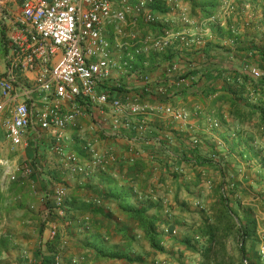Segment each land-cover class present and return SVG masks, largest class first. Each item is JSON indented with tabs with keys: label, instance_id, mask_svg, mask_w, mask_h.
Instances as JSON below:
<instances>
[{
	"label": "crops",
	"instance_id": "obj_1",
	"mask_svg": "<svg viewBox=\"0 0 264 264\" xmlns=\"http://www.w3.org/2000/svg\"><path fill=\"white\" fill-rule=\"evenodd\" d=\"M23 1H19V5L17 0H11L13 4L10 7L9 5H5L3 7L4 12L9 13L8 15L20 13ZM176 1L186 9L189 21L182 20L181 9L174 11L170 9V1L163 2L165 3L166 11L158 12L173 21L170 23L173 30H186L190 33H199L202 42L186 44L175 40L165 51L158 52L157 57H155L154 51L137 57L133 73L124 74L115 72V77L124 83L130 95L141 89L143 85L142 75L150 74L156 79L165 78V71L171 63L178 65V77L186 76L193 78L192 86L186 88L178 86L176 88V84H172L170 88L171 96L165 100L155 95H145L140 98V102L147 104L151 109L149 110L152 129L150 136H156L164 131L172 134L174 140L170 145V152L165 148L164 142L153 143L151 145L137 143V149L142 150V153L135 163L117 164L105 171L97 169L88 175L72 173L68 165L60 159V162L58 161L60 165L56 169L58 173L56 174L65 173V170L71 173L72 176L68 174L65 177L66 180L68 179L65 184L68 187L69 199L73 202V208H71L72 210L69 213L67 211L66 217H60L57 211L53 209L47 214L48 205H45L47 207L45 217H47L46 224H50L49 222L52 220V224H56L59 227L60 235L65 236L68 245L63 246L61 238L56 240H46L43 238L38 242L40 249H37L38 243L36 239L32 243L22 240V237L26 236V234L27 236L28 234L29 236L31 234L36 236L37 233L35 231H26L25 233L26 229H20V227L15 226L13 232L7 231V234L13 233L12 238H10L12 242H9L8 246L1 250L2 258H6L8 262L12 264H37V261L43 256L50 257L60 251L63 253L64 264H112L113 261L122 264L123 261L118 259H100L97 257L94 249L90 247V244L93 242L91 234L83 232V229L79 227L83 218L88 217L90 220H93L94 225H99V227L94 226L95 228L92 231L101 232L105 238V244L109 247L123 242L122 234L121 232H116V227L129 224L133 232L138 230L137 224L128 220L125 212L120 209L118 202L107 195L109 187L108 176H112L113 180L117 182L113 187L117 186L124 191L130 189L133 194V198H131L133 203L138 202L143 197L145 199L152 198L158 202L159 206L155 209V212L158 216H161L164 207L167 212L166 205L174 200L180 204L179 210L187 212L188 207L184 205V202L187 199H194L195 193H192L194 192V188L187 190L184 187L185 185L200 189L205 188L206 192H211L210 186H217L222 181L232 179L234 176L245 186L247 182L253 184L252 180L248 181L247 178L243 177L245 173L250 176L249 178H257L259 173L264 175V166L260 165L254 157L251 163L240 159L238 153L241 149L243 150V147L239 148L237 146L234 148L235 145H233V141H237V135L241 132L264 155V136L260 132L263 128L258 115L254 114L252 117L248 115L241 123V119L235 114V107H233L230 98L227 96L228 93L224 90L228 87L230 79L226 81L225 79H209L207 77L208 74L214 73L215 68L224 69L229 74L236 71L244 74L249 73L251 76H254L251 69L257 67L264 73V57H262V50H264V26H260L261 21L264 23V18H261L263 14L260 16V19L257 17L258 20L252 14L250 18L252 27L249 30H246V27H244V21L240 20V24L243 25L241 33H237L232 38L225 36L219 38L211 23H216V17L214 19L202 17L198 11L193 12L191 5L186 1ZM252 6L255 8L254 11L257 9L263 10L262 7H264L260 4L257 8L254 4ZM0 16L4 37L6 35V27L4 26L6 20L3 19H5L6 15L1 14ZM242 17L239 15L238 18L242 19ZM179 23L184 25L180 26ZM229 23H231V20L227 21V19L222 18L221 26L227 27ZM143 26L141 23L135 30L137 36H145L148 33L158 34L164 29L162 24L155 25L152 31H146ZM205 27L209 31L204 30ZM249 31L250 33H246ZM4 42L5 40H3L0 47L4 57V65L0 74L6 67L7 48L4 46ZM217 42H220L226 49L231 51L217 52L207 49V52H204L207 44ZM247 89L250 91L249 101L251 103L256 104L261 102L264 104V93L261 92V89H258L257 92H254V89L248 86ZM115 96L123 98V91L116 92ZM164 103H169L176 108L186 110L190 114L188 122L184 126H181L160 112L158 105ZM239 106L241 108V105ZM209 116L216 118L220 122L218 128L212 127L208 121ZM89 117L86 112L83 113L77 120V126H70L68 128L62 144L65 141L68 143L67 139L72 135L75 141L72 139V148L70 149L87 157L88 155L84 149L86 141H94L98 151L102 153L110 152L118 156L127 153L130 143L129 137L134 134L133 131L123 129V136L116 137L113 135L110 116L98 118L96 121L93 120L88 125L90 121ZM249 133H252V136H249ZM192 136L198 138L199 143L197 145L192 143ZM32 138L36 139L37 137L33 135ZM82 138H84L83 141H79ZM53 139L56 140L54 136ZM194 148H196L201 157L210 158L212 160L211 165L196 167L192 165L194 162L187 163L184 157H190L191 149ZM249 155L251 156V153ZM152 156L155 158H151ZM175 165H180L183 172H174L172 167ZM172 174H176V177H173ZM199 175L201 181L196 186L195 182ZM262 183L259 186L261 192L264 191V182ZM45 184L48 185V181ZM46 190L47 194H52L55 189ZM208 194L209 198L214 195V193ZM95 197L101 198L102 203H95ZM181 198H183V201ZM89 202H93L94 205H89ZM165 203L166 205H164ZM101 208L106 212L104 211L102 214L96 213V209L101 210ZM183 212L180 218L178 216L181 219L180 221L185 218ZM68 217L71 219L68 220ZM173 227L178 226L177 224L173 225L169 223L165 229L168 231ZM3 231L5 232L6 229ZM44 233L47 234L48 232ZM45 234H42V236ZM39 251L40 253L38 254ZM76 261L78 263H74ZM40 262L39 264H41Z\"/></svg>",
	"mask_w": 264,
	"mask_h": 264
},
{
	"label": "built area",
	"instance_id": "obj_2",
	"mask_svg": "<svg viewBox=\"0 0 264 264\" xmlns=\"http://www.w3.org/2000/svg\"><path fill=\"white\" fill-rule=\"evenodd\" d=\"M9 1L1 0V3L6 5ZM155 1L24 0L20 13L8 15L4 12L7 53L6 67L0 74V128L4 130L5 139L12 145H27V134L46 131L56 139L52 146L54 153L72 173L84 175L121 163H135L142 153L137 143L164 142L170 152L172 134L164 131L150 136L151 109L141 103L140 98L155 95L165 100L171 96L172 84L175 83L176 88H186L192 86L193 78L178 77L179 67L171 63L165 78L142 75L141 89L130 95L124 83L115 77V72L133 73L137 57L151 51L163 52L175 40L186 44L202 42L199 33L173 30L170 26L173 21L154 11ZM170 9H181L182 20H190L186 9L176 0ZM141 23L162 24L164 29L158 34L137 36L135 30ZM251 72L256 78L263 75L257 67ZM118 91H123V98L115 96ZM158 110L181 126L190 116L186 110L169 103L158 105ZM85 112L95 121L110 116L116 137L123 136V129L133 131L127 153L118 156L99 152L94 141L84 145L87 161L78 152L67 150L62 144L66 130L76 127L78 118ZM208 121L213 128L220 126L216 118L209 116ZM191 140L195 145L199 143L197 137L192 136ZM22 168L27 175L42 171L39 163H26ZM172 169L176 173L183 172L180 165ZM11 179L15 180V175H11ZM68 199V187L61 183L41 200L51 206H47V214L53 209L60 217H66ZM94 201L102 203L99 197ZM58 237L63 246L68 245L59 227L51 224L48 238ZM261 252L264 254V248ZM244 263L248 264L247 260ZM52 264H64L62 252L53 255Z\"/></svg>",
	"mask_w": 264,
	"mask_h": 264
},
{
	"label": "rangeland",
	"instance_id": "obj_3",
	"mask_svg": "<svg viewBox=\"0 0 264 264\" xmlns=\"http://www.w3.org/2000/svg\"><path fill=\"white\" fill-rule=\"evenodd\" d=\"M19 1L21 0H17V3ZM160 1H170V3H172L173 0ZM10 2L11 0L7 2L6 6L9 5L10 7V5L13 4ZM18 4L20 5V2ZM253 4L257 8V3H253L251 0H222L218 6L217 13L211 17L212 19L215 17L217 19L216 23L211 22L212 26L216 24L221 26V20L222 18H225L227 21L231 20L234 30L233 33L235 35L239 32L241 33V27H243V25L240 24V20L244 21L245 27V24L252 23L250 20L252 14L256 16V20H258V18L260 19L262 14L261 18H264V11L260 9L254 11L255 8H253ZM4 6L5 5H3L0 0V15L4 13ZM239 15L243 16L242 19L238 18ZM245 18L246 20H244ZM143 25L146 31L154 30L153 28L155 25ZM179 25L182 26L184 24L179 23ZM260 26H264L262 21L260 22ZM2 29L3 25L0 19V47L4 40ZM157 53L158 52L154 53L155 57H157ZM3 65L4 57L3 52L0 49V71L3 69ZM89 118L90 121L88 125L93 121L91 117ZM68 128L66 132H68ZM32 137L33 133L26 135L27 145H12L5 139L4 130L0 128V191L3 193L2 202L0 203V240L5 239L8 243L12 242L10 238H12L13 233L7 234V231L13 232L15 226L20 227V229H26L25 233L26 231H35L37 233L36 236H34V234H31L30 236L28 234L27 236L26 234V236L22 237L23 241H30L32 243L34 239H36L38 243L43 238L46 240L49 239L47 238L48 233L45 234L44 232H49L52 220L49 222L50 224H46L47 217H45V211H47V207L41 199L47 194L46 189H55L59 184L66 183L68 179L66 180L65 177H67L68 174L71 175L67 170H65V173L56 174L58 173L56 169H58V165H60V157L52 150L55 140L50 133L39 131V133L36 134V139H33ZM72 139L75 141V138L71 135L67 139L68 143H66V141L63 142V146L67 150H72L70 149L72 148ZM83 139L84 138L79 141H83ZM80 156L84 161L88 160L86 155L80 154ZM35 157L40 159L39 164L41 165L42 171H35L32 175H27L22 167L26 165V163L33 164ZM11 175H15L16 179L12 180ZM230 180L231 179L225 181V184L222 185V189L219 187L220 184H217V186H210L209 189L211 192H206L205 188L200 189L191 186V188H194V192L192 193L195 194L194 199H187L184 202V205L188 207L187 212L179 210L178 207L180 204L176 203L175 200L167 205L165 203L164 205L167 206L166 209L168 211L166 212L164 207L163 213L160 216V222L157 225L158 231L161 233L159 241L163 245L164 250L159 251L152 249L143 233H141L140 230H136L134 232V242L132 243L134 249L133 255L134 257H144L142 258L144 260L141 262L136 260L131 263L123 261L122 264L204 263V248L208 246L206 238L199 236L195 239V245L201 248L199 252H195L180 244L177 237H185L189 233L187 231L190 229V225L194 222L195 225L192 226L194 227L193 230L195 233L192 232L194 233L192 235H200L197 233L198 226L201 227L205 220H207L209 225H215L219 229L218 242L214 244L213 251L209 254L210 257L208 264H243V253L240 250L243 239L239 227L245 213H251L253 219H255L257 237L253 240L251 238L247 240L244 256L250 261L253 259V264H264V254L261 252L264 248V198L259 195V193H261L260 188L256 186L246 195H243V193L238 191V196H234L232 195L233 191L229 186ZM47 181L48 185L45 184ZM246 187L248 188V182L245 183V188ZM223 188H225L224 191ZM219 190L220 192H218ZM208 193H214V195L209 198ZM240 195L241 198H239ZM182 199L183 198H181V200ZM223 199L226 200L225 203L220 202V200L222 201ZM238 199H240V202H237L239 201ZM182 212L186 218L183 219L186 224H179V221L181 220L179 218ZM169 223H172L173 225L177 224L178 227H173L166 231L165 227ZM228 223L233 225L231 232H228L225 229ZM4 229H6L5 232L3 231ZM173 229H175L174 231H176V233H174ZM84 230L85 229L82 231L85 232ZM42 234L45 235L42 236ZM124 243L129 244L128 241H124L121 244ZM5 248V244L0 242V264H12L11 262H8L6 258H2L3 255L1 250ZM37 249H40L39 243ZM39 253L40 251L38 254ZM43 258L45 259L46 257L43 256ZM43 258H40L39 260L41 261V264ZM39 261H37V264H39ZM74 263L78 262L76 261ZM112 264H118V262L113 261Z\"/></svg>",
	"mask_w": 264,
	"mask_h": 264
},
{
	"label": "trees",
	"instance_id": "obj_4",
	"mask_svg": "<svg viewBox=\"0 0 264 264\" xmlns=\"http://www.w3.org/2000/svg\"><path fill=\"white\" fill-rule=\"evenodd\" d=\"M184 1H186L187 3L191 5L193 12L199 11L202 17L211 18L217 13L218 6L222 0H184ZM251 1L253 3H257V5L260 4L264 6V0H251ZM262 8L264 11V7ZM153 9L154 11H160V12L166 11L165 3H163V1L156 0L153 4ZM247 24H245V27H246V30H249L252 27V24H249V25ZM213 28L215 30L216 35L219 38H222L224 36L232 38L233 36L237 35L233 33L234 30L232 28L231 23H229L227 27H222L219 24H216V25H213ZM246 33H250V31ZM207 49L211 51L212 50L217 51V52L231 51L229 49H226L220 42L207 44L204 52L205 51L207 52ZM262 57H264V50H262ZM207 77H209V79L211 78L225 79L226 81H228L227 79H230L228 87H226L224 90L225 92L228 93L227 96L230 98L233 107H235V114L239 116V118L241 119L240 120L241 123L243 122L242 120H245L248 115L251 117L254 114L258 115L259 121L263 128V130L260 132L262 133V136H264V104L261 102H258L256 104L251 103L249 101L250 91H248L247 89V86L253 88L254 90L253 89L252 90L254 92H257L258 89H261V92L264 93V73L261 77L256 78L254 76H251L249 73L244 74V73H239L235 71L234 73L229 74V72H227L224 69L215 68L214 73L208 74ZM239 105H241V108H239L240 107ZM249 134H250L249 136H252V133H249ZM236 139L237 141L235 140L233 141V145H235L234 148H236L237 146L239 148L243 147V150L241 149V151L238 153V156L240 157V159L246 160V162L251 163L254 157L259 162L260 165L264 166V155L260 153L261 151L257 149V146L250 143L247 137L242 135L241 132L238 133ZM250 153H251V156L249 155ZM184 160L187 163L194 162L192 163V165L196 167L211 165V161H212L210 158L207 159V158L201 157V155H199L198 152L196 151V148L191 149L190 157H184ZM39 161L40 159L35 157L34 164L36 163L38 164ZM172 176L176 177V174H172ZM244 177L248 179L250 176H248L245 173ZM251 178L248 179V181L252 180L253 184L250 185V183H248V188L247 187L245 188V186L242 183H240L239 180H237V178H235L234 176L229 182V185L230 184L233 185V186H230L231 190L233 191L232 195L238 196L237 194L238 191L246 195L250 193L254 187L256 186L259 187L263 184L262 182H264V175L262 173H259L257 178H252V179ZM113 179L114 178L112 176L107 177V180L109 181L107 195L111 197L113 200H115L116 202H118L120 209L125 212L129 221H132L135 224H137L138 230H140L141 233H143L147 241L150 243V246L152 247V249L159 250V251L164 250L163 245L159 241L161 233L158 231V227H157L158 223L160 222V216H158L157 213L155 212V209L159 206V203L154 201L152 198L145 199L144 197L140 199L138 202L133 203L131 201V198H133L132 196L133 194L130 191V189L127 191H124L122 188H119L117 186L113 187L115 183L117 184V182ZM200 181L201 180H200V175H199L197 181L195 182V185L198 186L200 184ZM223 184H225V181L224 182L222 181V183H220L219 187H221V189H222ZM184 187L187 190L191 188L190 185H185ZM218 192H220V190ZM259 195H261V197L263 196L264 198V191L259 193ZM2 198H3V193L0 191V203L2 202ZM239 198H241V196ZM238 200L239 201L237 202H240V199ZM225 201L226 200L224 199L222 201L220 200V202L222 203H225ZM72 204L73 202L70 201V199H68L67 201L68 213L69 211L72 210L71 208H73ZM92 204L93 202H89V205L93 206L94 204L93 205ZM104 211L105 210H103L102 208L101 210L96 209V213H99V214L104 213ZM69 219L71 218L68 217V220ZM88 223H91L90 228H87ZM179 224H186V222L182 220L179 222ZM192 225H195V222ZM192 225H190L191 227L187 231L189 233L185 237H182V238L177 237V240H179V243L184 245L189 250L199 252L201 248L197 247L194 241L199 236L206 238L208 242V246L204 248L205 249V254H204L205 260H204V263L202 264H208L209 257H210L209 254L213 251L214 244L218 242L219 229L215 225H209L207 223V220H205L201 227L198 226L197 233H199L200 235L193 236L192 234H194L195 232L193 230L194 227ZM94 226L95 227L97 226V228L99 227V225H94L93 220H90V219L86 220V218H83L81 220L79 227L82 229H85L86 233L91 234V238L93 242L92 244H90V247L94 249L97 257H99L100 259H118V260L128 262V263L134 262L136 260L140 262L144 260L142 259L144 257H140V256L134 257L133 255L134 249H133L132 243L134 242L135 236L129 224H126L121 227L118 226L119 228L116 227V232H121L122 234L123 242L128 241L129 244L124 243V244H120L117 246H110V247L105 244L106 243L105 238L103 237V234L101 232L92 231L93 228H95ZM225 229L226 231L231 232L233 229V225L231 223H228ZM239 230L242 233V239H243V242L241 243V247H240V250L243 253L242 263L245 264L244 261L247 260L248 264H253V261H252L253 259H251L250 261L247 257L244 256L246 252L245 244L247 240L250 238L253 240L254 238L257 237L256 221L255 219H253V216L251 215V213L244 214L240 222ZM0 242L5 244L6 247L8 246V242H6L5 239H1ZM52 256L46 257L45 259H43L42 264H52V258H53Z\"/></svg>",
	"mask_w": 264,
	"mask_h": 264
}]
</instances>
